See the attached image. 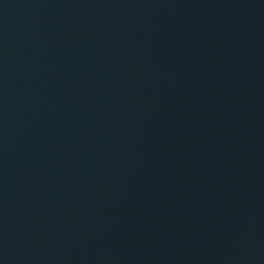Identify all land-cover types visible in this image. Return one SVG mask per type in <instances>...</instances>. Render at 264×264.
<instances>
[{"label":"water","instance_id":"water-1","mask_svg":"<svg viewBox=\"0 0 264 264\" xmlns=\"http://www.w3.org/2000/svg\"><path fill=\"white\" fill-rule=\"evenodd\" d=\"M0 264H264V0H0Z\"/></svg>","mask_w":264,"mask_h":264}]
</instances>
